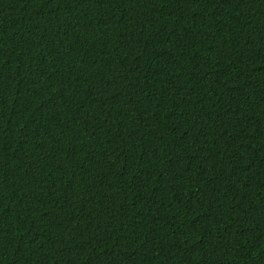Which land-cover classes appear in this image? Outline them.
<instances>
[{
    "label": "trees",
    "instance_id": "1",
    "mask_svg": "<svg viewBox=\"0 0 264 264\" xmlns=\"http://www.w3.org/2000/svg\"><path fill=\"white\" fill-rule=\"evenodd\" d=\"M0 264H264V0H0Z\"/></svg>",
    "mask_w": 264,
    "mask_h": 264
}]
</instances>
